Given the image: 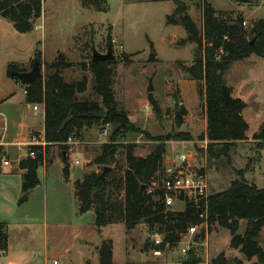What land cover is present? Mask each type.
<instances>
[{
	"label": "rangeland",
	"instance_id": "1",
	"mask_svg": "<svg viewBox=\"0 0 264 264\" xmlns=\"http://www.w3.org/2000/svg\"><path fill=\"white\" fill-rule=\"evenodd\" d=\"M96 1L94 6H89L82 5L80 0H43L41 17L28 34L18 33L0 17V131L7 134V141L41 135L43 128L42 106L36 105V114L35 105L27 107L25 86L7 76L8 66L16 67L17 72L30 71L35 55L39 54L40 78H45L51 73L47 65L62 54L64 61L72 64L61 73L64 81L85 83V90L77 94V99L101 105L95 67L91 65L94 63L92 49L101 54L110 49L112 63L100 68L106 67V80L118 109L127 113L130 122L141 130L117 140L115 160L122 163L127 145L134 144V155L145 157L160 143L154 138L188 133L190 141L169 139L165 142V158L187 151L191 166L207 179L208 196L226 190L232 181L243 178L264 188V142L253 139L264 122V57L250 55L233 63L225 73L224 80L232 96L246 104L242 115L249 129L246 140L235 142L227 157H216L220 146L213 149L210 157L205 137L204 98L200 86L183 69L191 66L197 46L185 41L188 35L181 21L183 16H188L201 32L206 2L218 16L241 15L243 27L249 32L254 22L264 20V0H248V4L235 0ZM177 1L183 2L179 8H176ZM181 7L184 9L178 12ZM150 56L156 62H149ZM149 95L156 103L157 112L149 104ZM180 108L186 113L182 125L177 126L176 114ZM111 130V126H93L82 132L78 146L67 144L63 148L47 144L45 149L41 147L46 173L40 165V184L28 193L24 204H17L21 195L15 185L17 179L6 191L0 186V222L5 224L8 234V250L0 256V264H49L53 259L64 264H98L97 250L103 241L112 243L113 264H182L189 259L187 254L180 253L182 244L188 240L196 243L191 252L196 251L200 263L219 264L223 256L226 264H249L239 250L230 247L229 231L216 224L209 228L204 223L198 224L204 229L200 240L183 232L177 242L162 248L161 257L152 254L150 241L153 234L164 238L166 232L158 225L150 226L142 221L129 230L118 223L97 233L94 212L83 215L78 212L74 182L85 174H101L102 166L95 159L101 146L108 143ZM32 147L13 146L8 157H0V166L3 161L14 166L13 162L21 154L25 153L22 159L27 158ZM63 160L69 166L68 182L62 175ZM113 169L114 164L106 174ZM8 177L0 170V185ZM176 210L182 211V206L178 205ZM246 225L243 220L239 222V234ZM257 242L264 249V227Z\"/></svg>",
	"mask_w": 264,
	"mask_h": 264
},
{
	"label": "trees",
	"instance_id": "2",
	"mask_svg": "<svg viewBox=\"0 0 264 264\" xmlns=\"http://www.w3.org/2000/svg\"><path fill=\"white\" fill-rule=\"evenodd\" d=\"M43 0H0V17L11 23L12 27L21 34L32 32L34 22L41 17ZM101 1V0H100ZM248 4V0H235ZM82 5L94 6L96 0H80ZM184 7L178 9L182 11ZM203 22L201 32L194 22L183 16L182 22L187 32L185 41L195 44L197 52L189 67H183L190 79L200 86L204 98L206 113L205 137L208 141V153L213 156V149L217 146L216 157H227L230 147L235 142L246 140L249 129L242 112L246 104L240 98L232 96L231 88L224 80L225 73L230 66L247 59L250 55L264 57V20L252 24L247 32L243 27V17L227 13L218 16L212 6L203 3ZM169 18H167L169 22ZM249 38H248V37ZM222 51V53L220 52ZM149 62H156L150 56ZM112 60L92 63L95 67L97 91L100 92L102 79L101 65H109ZM71 63L64 61L62 54L49 65L51 71L45 78H39L29 86L24 87L25 101L29 105H41L43 109V137L48 145L58 144L66 148L69 138L80 140L84 128L92 125L111 126L108 143L101 146V152L95 163L104 167L114 164V169L100 179V174H85L82 179L74 182V194L78 201L80 215L94 212V225L97 233H101L107 226L123 223L129 230L134 229L140 222L145 221L164 229L163 243L172 244L179 240V236L190 226L204 223L207 227L214 224L229 231L230 247L246 258L249 264H264V249L260 247L257 238L264 227V188H258L248 183L244 178L230 183L224 191L209 195L205 200L194 204L186 202L181 212L167 211L162 203L161 195L157 191L148 193V187L156 172L161 168L165 157V142L190 141L187 133H179L166 138H154L160 143L145 157L134 155V144L123 149L122 163L115 160L117 140L128 134H138L141 130L134 126L127 113L118 109L113 96L102 98L101 105L97 102L79 101L77 94L83 93L85 83H67L61 73L71 67ZM19 70L14 66L7 67V76L12 80L13 72ZM149 104L154 112L157 106L151 95ZM91 112H104L102 119H88L82 115ZM186 111L180 108L176 114L177 126L182 125V117ZM71 116V120L62 131H58L60 124ZM150 138L149 135H146ZM253 139L264 142V122ZM32 151L40 153L38 164L29 156L18 163L23 171L21 195L17 201L22 205L28 200V193L39 184L38 167L42 164L44 152L41 147H32ZM45 149V148H44ZM0 146V157L4 156ZM69 166L63 160L62 175L65 182L69 181ZM247 223L242 234L238 233L239 222ZM197 239H199L197 235ZM200 240V239H199ZM8 250V234L5 224L0 222V256ZM98 264L112 263V243L103 241L98 247ZM187 253L188 260L182 264H200V256L196 251ZM219 264H226L223 256ZM255 259L254 261H252Z\"/></svg>",
	"mask_w": 264,
	"mask_h": 264
},
{
	"label": "built area",
	"instance_id": "3",
	"mask_svg": "<svg viewBox=\"0 0 264 264\" xmlns=\"http://www.w3.org/2000/svg\"><path fill=\"white\" fill-rule=\"evenodd\" d=\"M244 25L245 22H243V26ZM220 52L222 53V51ZM33 111L35 114L38 112V107L36 105L33 107ZM78 142V140L69 138L66 144ZM45 145H47V143L44 140L43 134L38 136L32 135L27 144V146L42 148H44ZM28 156L34 159L36 153L30 150ZM2 164L4 166L10 165L8 161H3ZM208 190L209 187L205 175L200 172V170H196L191 166L189 153L183 151L175 157H164L161 168L156 172L150 182L148 193L157 191L158 195H161L162 203L166 210L181 212V210H176L178 205L182 206L183 211L187 201L197 204L205 200L208 197ZM202 225L189 227L186 231V236H197L200 233ZM150 241L153 243L152 254L155 257H161L163 255V249L159 246L163 243V238L158 234H153L150 236ZM194 247H196V243L188 240L182 244L180 253L186 255ZM49 264L64 263L58 259H53Z\"/></svg>",
	"mask_w": 264,
	"mask_h": 264
},
{
	"label": "water",
	"instance_id": "4",
	"mask_svg": "<svg viewBox=\"0 0 264 264\" xmlns=\"http://www.w3.org/2000/svg\"><path fill=\"white\" fill-rule=\"evenodd\" d=\"M182 1H177L176 4V8H179L182 5ZM112 53L110 51V49H108L106 54H101L99 52H97L94 48L92 49V56H91V60L94 63L97 62H104L107 60H111L112 58ZM12 76L23 86H29L30 84H32L33 82H35L36 80H38L41 77V67H40V56L39 54H36L34 59H33V65L32 68L30 69V71H26V72H13ZM150 86H149V93L152 92V86H151V82ZM100 94L101 97H109L112 96V91L110 89V87L108 86L107 80H106V67L103 66L102 67V80H101V85H100ZM85 118L88 119H102L104 117V112H91L88 114H84L82 115ZM71 120V116L67 117L59 126L58 131H62L64 129V127L66 126V124ZM40 153H38L36 159H35V165L38 164L39 161V157H40ZM110 171V167H104L101 174H100V179L103 180L105 174ZM204 234V229L202 228L200 230V233L198 234L199 239L202 238ZM200 250V249H199Z\"/></svg>",
	"mask_w": 264,
	"mask_h": 264
},
{
	"label": "crops",
	"instance_id": "5",
	"mask_svg": "<svg viewBox=\"0 0 264 264\" xmlns=\"http://www.w3.org/2000/svg\"><path fill=\"white\" fill-rule=\"evenodd\" d=\"M29 107V104L28 106ZM44 119V118H43ZM4 124V122H2ZM93 126H96V125H92L91 127L89 128H84L82 132H85V130L87 129H92ZM1 130V129H0ZM43 128H42V131H41V135L43 134ZM104 133V132H103ZM33 135V134H32ZM31 136V135H30ZM7 134L4 132V131H0V146L3 147V151H4V156H9V149L12 148L13 146H18V147H27V144L30 140V137H26V138H16L14 139L13 141H7ZM81 142L79 141L78 143H72V144H68V145H75V146H78L80 145ZM25 153L21 154L19 156V158L16 159V161H14V166H12L10 163L9 166H4L2 163H1V166H0V170H1V173L5 176H9L8 177V180H6L7 182L3 183L1 186V188L8 190L10 186L14 185V182H12L14 179H17V180H14L16 183L15 185L18 186V188L21 187V182H22V174H23V171L19 169L18 167V163L20 160H22V156H25L24 155ZM75 164L78 165L79 162H78V159H75ZM42 167H43V170L45 171L46 173V160H45V155L43 156V161H42ZM37 175H38V170H37ZM38 178H39V175H38ZM40 181V180H39ZM12 183V185H10ZM20 190V189H19ZM67 264H72V263H67Z\"/></svg>",
	"mask_w": 264,
	"mask_h": 264
}]
</instances>
